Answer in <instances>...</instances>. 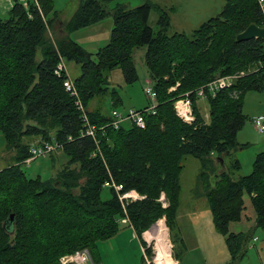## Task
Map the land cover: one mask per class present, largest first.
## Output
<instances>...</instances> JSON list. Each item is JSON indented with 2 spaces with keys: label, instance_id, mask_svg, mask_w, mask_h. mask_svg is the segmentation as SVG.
<instances>
[{
  "label": "trees",
  "instance_id": "obj_1",
  "mask_svg": "<svg viewBox=\"0 0 264 264\" xmlns=\"http://www.w3.org/2000/svg\"><path fill=\"white\" fill-rule=\"evenodd\" d=\"M108 1L81 0L60 27L65 35L56 44L49 30L53 32L60 21L51 0H37L38 6L32 0L26 6L12 0L8 16L0 17V131L5 147L17 151L13 162L0 168V264H62L64 255L84 248L98 263V241L114 236L123 226L131 227L145 245L141 234L158 219L164 218L166 226L175 223L186 155L200 162L203 194L230 254L227 264H238L249 236L230 231L229 224L241 218L244 192L255 211V227L264 232V150L255 155L250 173L231 176L240 169L233 152L247 146L237 140V133L247 119L252 121L243 113L244 95L264 88V38L236 36L249 24L264 27V11L257 0H225L219 13L188 34L169 32L170 17L161 8L154 31L149 16L157 5H118L112 11L108 43L89 52L69 34L102 20L108 14L103 2ZM142 46L156 110L144 113V128L131 123L115 128L110 116L89 110L88 103L109 91L113 104L120 101L116 89L110 90L108 71L117 67L127 84L135 82L132 52ZM60 57L80 65L74 83L90 122L102 127L94 138L97 144L92 136L79 135L80 111L65 90L66 74L55 72ZM225 75L236 77L202 97L208 102L206 122L196 90ZM185 94L195 114L192 123L182 121L173 109L174 100ZM34 135L63 143L48 154L55 172L47 180L29 178L22 169L31 144L26 138ZM59 151L66 160L56 170ZM217 158L223 160L218 172ZM111 181L118 190L105 184ZM104 187L110 193L106 199ZM130 190L139 197H120ZM146 253L150 256L149 248Z\"/></svg>",
  "mask_w": 264,
  "mask_h": 264
},
{
  "label": "rangeland",
  "instance_id": "obj_2",
  "mask_svg": "<svg viewBox=\"0 0 264 264\" xmlns=\"http://www.w3.org/2000/svg\"><path fill=\"white\" fill-rule=\"evenodd\" d=\"M51 1L53 11L56 12L57 18L62 22L61 25L56 23L53 26L54 39L52 41L56 44L60 40L59 37L65 35L60 27L64 24L63 22L69 21L81 0ZM144 2L159 7L152 8L150 11L149 24L154 31L157 30V19L162 11L161 8L169 14V32L184 31L189 34L200 23L219 13L225 0H110L103 2L108 14L102 20L69 34V38L85 50L94 53L109 41L112 28V11L116 6L124 5L133 8ZM11 5L12 0H0V17L6 18L8 16ZM49 16H52V12ZM145 51L146 48L142 46L134 48L132 52L133 64L138 76L135 82L127 84L117 67L108 71L110 90L111 88L116 89L120 101L113 104L109 91L106 94L94 96L88 103L89 110L98 109L102 114L110 116L113 109L117 111H124L129 108L142 109L153 103L144 91L146 86H153L149 82L144 62ZM35 59L37 61L41 59L39 49L36 51ZM63 61L66 64L68 75L73 80L80 75V65L75 60L64 58ZM197 104L201 116L207 122L209 117L206 98H200ZM243 113L252 119L261 117L260 119L264 122V88L261 91L249 90L245 93ZM123 125L128 126L129 123L125 121ZM40 137L41 135H34L26 139H28L27 142L36 143L42 141ZM237 140L240 143H247V146L235 150L232 154V157L240 163V169L234 170L231 174L233 179L251 172L255 155L264 150V133H260L253 122L247 119L237 133ZM16 152V150H8L5 147V140L0 131V168L12 163L17 154ZM55 159L56 170H58L66 158L59 151L55 154ZM227 161L228 159L225 160L226 165ZM182 165L180 204L175 223L166 226L165 219L161 218L167 230V238L170 239L173 245V256L177 258L179 264H227L230 261V254L224 236L216 231L214 227L208 201L203 194V183L199 178L200 162L197 158L186 155L182 159ZM220 168L219 165L216 171L218 172ZM22 169L27 177H40L42 180L51 178L55 172L49 155L39 156L30 163L23 164ZM213 175L214 173H211L209 179H213ZM109 195L108 188L104 187L102 198L106 199ZM133 195L135 196V194ZM243 201L244 208L240 220L229 225L230 231H236L237 229L249 236L245 244V255L239 260L238 264H264V232L260 227H255V211L246 192L243 194ZM150 227L146 230H149ZM144 231L141 234L142 242H144ZM116 234L118 235L115 236ZM116 234L114 237L98 241L100 261L93 264H144L140 240L135 232L133 233L129 226H123ZM149 242L150 256L153 257L155 254L153 249L155 240L152 239Z\"/></svg>",
  "mask_w": 264,
  "mask_h": 264
},
{
  "label": "built area",
  "instance_id": "obj_3",
  "mask_svg": "<svg viewBox=\"0 0 264 264\" xmlns=\"http://www.w3.org/2000/svg\"><path fill=\"white\" fill-rule=\"evenodd\" d=\"M17 1L22 3L25 6L28 4V0H17ZM32 1L38 6L37 0H32ZM257 2L260 8L264 11V0H257ZM29 16L31 15L29 14ZM49 35L52 36V32L50 30H49ZM63 59H64L63 57H60L58 59L55 72L57 74H59V72H65L66 74L64 81H63L65 90L70 94V96L74 97V103L77 109L80 111L81 122H82L83 127L79 135L83 136L87 134V135L92 136V138L94 139L97 134V131L99 129H102V127H99L97 129V127L92 122H90L86 108L82 105L80 99L77 96V90H76L74 80L68 75L66 71V64L64 63ZM235 77L236 75H225V76L216 77L215 79L207 82L204 86L197 89L196 95L199 98H202L204 94L206 93L210 92L214 94L219 89H223L224 87L230 85L235 79ZM144 91L147 94L150 101L153 103H151L149 106H146L142 109L129 108L124 111H117L113 109L110 114L111 125L117 128L119 127V125L123 124V122L127 121L128 123L134 124L135 126L139 128L145 127L144 113H147V112L151 114L155 113L157 102H156V93L152 87L146 86ZM173 109L176 115L182 121H185L187 123H192L194 121L195 114L193 112L192 102L186 94L183 97H178L176 98V100H174ZM252 122L255 128L260 133L264 132V122L259 117L252 119ZM95 143L97 144V141H95ZM62 145L63 143L57 141L55 138H53L51 141H39L36 143H31L28 148L29 156L24 160V163L28 164L33 159L39 156H44V155H48L51 152H56L62 147ZM96 149H98V146L96 147ZM105 184L108 185L109 182H105ZM110 185H113L117 190L119 189V186L115 185L112 181L110 182ZM130 191L132 192L129 193V191H127L123 193L120 197L123 199H128V198L136 199L139 197V194L136 191L134 190H130ZM133 194H135V196ZM160 199L162 201H165L163 194L161 195ZM157 221L149 228V230H146L143 233V239H144L145 245H142L141 249L143 252L144 259H145V264H172V261H174L175 264H178L177 260L173 256V250H172L173 245L170 239H168L169 252H166V255L163 258L158 259L157 257L156 241L153 246L154 253H155L154 256L151 257L147 255L146 253V249L150 247L149 241H151L152 239L150 240L147 239L145 236V233L150 231L152 227L157 223ZM61 262L62 264H93L91 254L87 248L76 250L72 254L64 255L61 258Z\"/></svg>",
  "mask_w": 264,
  "mask_h": 264
},
{
  "label": "bare ground",
  "instance_id": "obj_4",
  "mask_svg": "<svg viewBox=\"0 0 264 264\" xmlns=\"http://www.w3.org/2000/svg\"><path fill=\"white\" fill-rule=\"evenodd\" d=\"M131 192L132 191H129V193ZM145 236L149 240L155 239L158 259L163 258L166 255V252H169L167 232L162 219H160L150 231L146 232ZM172 264H175V262L172 261Z\"/></svg>",
  "mask_w": 264,
  "mask_h": 264
},
{
  "label": "water",
  "instance_id": "obj_5",
  "mask_svg": "<svg viewBox=\"0 0 264 264\" xmlns=\"http://www.w3.org/2000/svg\"><path fill=\"white\" fill-rule=\"evenodd\" d=\"M254 37L264 38V27L258 26L256 24H249L242 32L238 33L237 40L250 39ZM220 166H223L222 158H217ZM12 218V216H10Z\"/></svg>",
  "mask_w": 264,
  "mask_h": 264
},
{
  "label": "crops",
  "instance_id": "obj_6",
  "mask_svg": "<svg viewBox=\"0 0 264 264\" xmlns=\"http://www.w3.org/2000/svg\"><path fill=\"white\" fill-rule=\"evenodd\" d=\"M62 24V22L60 21L59 23H58V25H61ZM201 24V23H200ZM88 27V26H87ZM61 30V29H60ZM184 32V31H183ZM199 100V99H198ZM198 102V101H197ZM250 118V117H249ZM259 118H261V117H259ZM261 133H264V132H261ZM240 142V141H239ZM242 143V142H241ZM242 149V148H241ZM262 151V150H261ZM260 152V151H259ZM234 222H231L230 224H233ZM229 224V225H230ZM131 228V227H130ZM132 229V228H131ZM132 231H133V233H134V230L132 229ZM239 230H237L236 229V231H233V232H238ZM118 234H116L115 236H117ZM114 237V236H113ZM99 243V242H98ZM97 243V244H98ZM98 248V247H97ZM178 262V261H177ZM179 264V263H178Z\"/></svg>",
  "mask_w": 264,
  "mask_h": 264
}]
</instances>
